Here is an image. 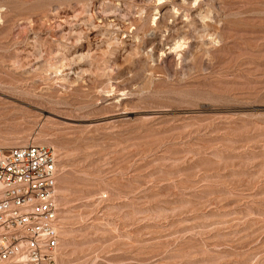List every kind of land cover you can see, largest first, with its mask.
<instances>
[{
  "label": "rangeland",
  "instance_id": "obj_1",
  "mask_svg": "<svg viewBox=\"0 0 264 264\" xmlns=\"http://www.w3.org/2000/svg\"><path fill=\"white\" fill-rule=\"evenodd\" d=\"M30 144L59 264H264V0H0V147Z\"/></svg>",
  "mask_w": 264,
  "mask_h": 264
},
{
  "label": "built area",
  "instance_id": "obj_2",
  "mask_svg": "<svg viewBox=\"0 0 264 264\" xmlns=\"http://www.w3.org/2000/svg\"><path fill=\"white\" fill-rule=\"evenodd\" d=\"M59 176L50 147L0 148V264H59Z\"/></svg>",
  "mask_w": 264,
  "mask_h": 264
},
{
  "label": "bare ground",
  "instance_id": "obj_3",
  "mask_svg": "<svg viewBox=\"0 0 264 264\" xmlns=\"http://www.w3.org/2000/svg\"><path fill=\"white\" fill-rule=\"evenodd\" d=\"M1 148V147H0ZM2 149H4V150H9V149H11V148H2Z\"/></svg>",
  "mask_w": 264,
  "mask_h": 264
}]
</instances>
